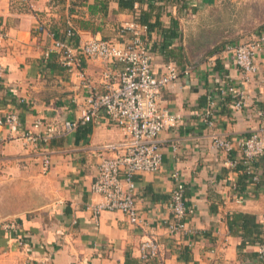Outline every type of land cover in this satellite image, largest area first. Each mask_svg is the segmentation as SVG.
<instances>
[{"label":"crops","instance_id":"0c3cea01","mask_svg":"<svg viewBox=\"0 0 264 264\" xmlns=\"http://www.w3.org/2000/svg\"><path fill=\"white\" fill-rule=\"evenodd\" d=\"M137 12L151 25L145 39L155 72L173 64L180 78L160 95V106L178 120L159 135L161 168L135 177L140 224L134 225L120 211H104L96 221L89 209L98 200L91 187L99 164L115 155L103 147L126 141L125 131L104 118L70 133L64 128L79 119L89 90L103 91L104 74L114 82L122 64L87 58L80 73H71L57 53L48 61L44 53L68 29L76 46L92 39L116 42ZM256 28L254 33L264 31V0H140L134 7L121 0H34L33 7L0 0V30L6 33L0 116L13 111L20 117L18 131L0 129V181L8 189L17 181L36 182L34 193H21L20 208L0 210V264H263L257 251L264 241V156L257 163L261 181L250 184L234 154L215 149L212 141V134L237 139L264 127L257 115L264 109V48L256 59L258 72L247 78L225 53L214 56ZM227 81L243 91L244 105L232 110L230 102L218 103L210 130L201 115L208 95ZM29 133L44 140L29 143ZM44 156L51 160L46 173ZM14 169L27 176L12 175ZM174 170L194 213L189 230L170 234ZM11 223L12 233L5 229ZM148 238L161 251L144 262L139 246ZM18 239L27 245L20 247Z\"/></svg>","mask_w":264,"mask_h":264},{"label":"built area","instance_id":"2783aa9c","mask_svg":"<svg viewBox=\"0 0 264 264\" xmlns=\"http://www.w3.org/2000/svg\"><path fill=\"white\" fill-rule=\"evenodd\" d=\"M33 7L34 0H23ZM135 6L139 0H134ZM163 3L168 0H161ZM183 2L184 0H176ZM134 21L123 26L120 39L116 42L103 39H92L80 46L74 42L73 29L66 31L63 39H55L51 48L44 53L45 61L52 53L59 55L60 63L68 72L80 73L83 61L87 58H99L106 62L122 64L121 71L112 81L110 73L104 75V89L98 91L90 89L84 103L80 107L78 120H68L64 123L67 133L77 129L79 124L108 119L114 125L122 128L127 140L114 145L104 146V151L114 152V156L102 158L97 176L92 184L91 191L98 198L89 205L93 218L98 221L104 211H120L124 213L130 223L140 224V213L137 207L135 177L140 173L157 172L163 164V153L159 142V135L168 127H175L178 118L160 106V95L163 89L177 82L180 78L178 68L169 64L162 74L153 68V53L147 47L145 36L148 32L146 25ZM131 34L125 39L126 34ZM6 33L0 30V49L3 47ZM264 48V31L252 33L241 43L225 44L215 57L226 54L240 69L244 78L258 72L256 59ZM0 54V83L5 69ZM247 80V79H246ZM220 102H230L232 110H239L244 105V93L236 84L224 83L213 90L207 99L201 117L204 125L213 130L217 123L216 108ZM257 115L264 118V109H257ZM43 125L37 120L36 127ZM8 127L11 132L20 128V117L16 112H6L0 116V129ZM29 143H38L44 140L39 134H25ZM213 147L228 154H234V164L241 165L249 178L250 184L261 181V173L257 168L258 161L264 156V127L260 126L245 137L231 139L224 135L212 134ZM51 160L44 156L42 169L50 171ZM174 186L168 200L171 219L168 223L170 234H177L189 230L188 220L194 209L187 203L185 184L180 172H171ZM234 190H237L236 186ZM243 202V197H238ZM5 229L12 233L14 223L6 224ZM20 247L26 246L24 239H18ZM160 244L154 238H148L139 246L140 258L148 262L160 257ZM258 258L264 264V241L258 245ZM31 264V263H28Z\"/></svg>","mask_w":264,"mask_h":264},{"label":"rangeland","instance_id":"374dc122","mask_svg":"<svg viewBox=\"0 0 264 264\" xmlns=\"http://www.w3.org/2000/svg\"><path fill=\"white\" fill-rule=\"evenodd\" d=\"M256 30L257 28L252 30L251 33H254ZM227 41H230V39ZM12 175H17L16 177L27 176L25 173L20 172L19 169L18 170L14 169ZM35 184H36L35 181H31V182L29 181L28 183H22L21 181H17L12 183L11 188L8 189V187L6 186L10 184L4 181H0V210H7V209L15 210L20 208L21 193H34ZM5 194H7L6 197ZM2 216L3 215L0 214V217ZM14 219H17V217L15 216Z\"/></svg>","mask_w":264,"mask_h":264},{"label":"trees","instance_id":"16d2710c","mask_svg":"<svg viewBox=\"0 0 264 264\" xmlns=\"http://www.w3.org/2000/svg\"><path fill=\"white\" fill-rule=\"evenodd\" d=\"M121 2H122V5L130 6V7H134V4H135L134 0H121ZM137 14L139 15V18L137 19V22L140 23V24L146 25L149 28L151 25L148 22H146L145 18H144L146 14L143 13V12H137ZM244 175H245V179L249 178V176L246 173H244ZM242 217H243L242 215H239V214L236 215L237 219H240Z\"/></svg>","mask_w":264,"mask_h":264}]
</instances>
